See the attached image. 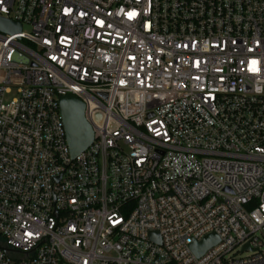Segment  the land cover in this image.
Wrapping results in <instances>:
<instances>
[{"label": "built area", "instance_id": "built-area-1", "mask_svg": "<svg viewBox=\"0 0 264 264\" xmlns=\"http://www.w3.org/2000/svg\"><path fill=\"white\" fill-rule=\"evenodd\" d=\"M0 17L20 24L0 31V264H264V0H0ZM68 94L93 131L74 158Z\"/></svg>", "mask_w": 264, "mask_h": 264}, {"label": "water", "instance_id": "water-1", "mask_svg": "<svg viewBox=\"0 0 264 264\" xmlns=\"http://www.w3.org/2000/svg\"><path fill=\"white\" fill-rule=\"evenodd\" d=\"M19 30L20 24L0 17V31L12 34ZM58 103L64 124L66 142L70 155L74 158L91 144L93 131L84 117L85 105L78 97L72 94L61 95L58 97ZM96 119L98 122L100 121V113H96ZM149 238L157 242L160 240L157 232H150ZM217 242V236L211 233L201 241L193 242L190 248L196 256H200L208 248L216 245Z\"/></svg>", "mask_w": 264, "mask_h": 264}]
</instances>
